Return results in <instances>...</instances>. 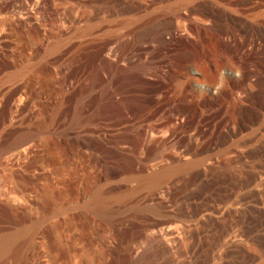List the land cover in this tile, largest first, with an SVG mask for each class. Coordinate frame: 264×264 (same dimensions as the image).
<instances>
[{"label":"rangeland","instance_id":"374dc122","mask_svg":"<svg viewBox=\"0 0 264 264\" xmlns=\"http://www.w3.org/2000/svg\"><path fill=\"white\" fill-rule=\"evenodd\" d=\"M263 117L264 0H0V264H264Z\"/></svg>","mask_w":264,"mask_h":264},{"label":"bare ground","instance_id":"6f19581e","mask_svg":"<svg viewBox=\"0 0 264 264\" xmlns=\"http://www.w3.org/2000/svg\"><path fill=\"white\" fill-rule=\"evenodd\" d=\"M170 34V32L169 31H164V32H162L161 34H160V39H166L167 38V36ZM113 109V108H112ZM119 111V110H118ZM259 113H261V112H259ZM254 116H256L255 114H254ZM264 118V117H263ZM262 118V119H263ZM253 120V119H252ZM259 122V121H258ZM252 123V122H251ZM246 125V124H245ZM254 125V124H253ZM244 126V125H243ZM261 126V125H260ZM263 127V126H262ZM264 129V128H263ZM263 132V131H262ZM262 132L260 133V135H262ZM253 133V132H252ZM264 134V133H263ZM137 253V252H136Z\"/></svg>","mask_w":264,"mask_h":264}]
</instances>
